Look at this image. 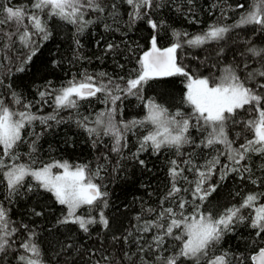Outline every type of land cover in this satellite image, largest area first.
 <instances>
[{"label": "trees", "instance_id": "1", "mask_svg": "<svg viewBox=\"0 0 264 264\" xmlns=\"http://www.w3.org/2000/svg\"><path fill=\"white\" fill-rule=\"evenodd\" d=\"M3 2L10 6L23 7L30 5L31 0ZM103 2L107 5L115 2L117 15L113 17L108 14L113 11L111 8L103 16L90 13L85 18L94 20V23L79 33L74 25L57 18L49 19L48 39H42L39 35L33 36L35 43L32 48L36 51L30 61L23 62L30 54L29 49L24 48L17 37H13L15 43L8 53L11 59L0 54V99L7 106L12 109L19 108L13 103L12 93L15 92L24 102H33V112L40 116L51 114L53 108L49 104L42 105L37 102L40 99L39 92L46 90L49 81L58 88L73 76L79 78L84 72L91 75L105 72L108 74L102 78L105 82L108 77H112L124 84L125 81L119 80V77L127 78L130 71L137 67V58L148 50L153 35L157 36V47L163 49L174 42L173 31L187 32L189 36H193L203 33L210 24L233 25L251 0H192L191 3L188 0H164L162 7L150 11L151 18L161 25L155 32L148 26L147 16L130 23L128 13L131 9L126 3H121V0ZM239 4L245 5V8H237ZM97 16L100 18L97 19ZM254 29H258V26L233 28L224 40L200 47H189L185 44L177 51L178 63L193 77H218L219 68L230 64H240L243 67L244 62L248 61L249 67L240 72L243 76L246 71L260 67V58L252 57L247 52L253 46L264 48V31ZM15 31L14 23L0 25V34ZM6 41L5 36L0 40V47ZM109 44L115 46L110 51L107 50ZM18 68H23V71H18ZM258 79L264 82V78ZM186 83L187 79L183 76L157 78L145 85L139 98L123 97L116 105L103 103L102 96L100 100L93 98L91 101H81L78 110L60 111L57 115L59 123L48 121L47 124H41L36 121L26 128L25 143L19 148L21 159L17 163L30 162L28 153L31 142L35 141L36 152L32 155L37 163L33 167L67 161L72 165H88L92 172L102 169L100 177L94 182L101 185V190L107 193L104 197L107 207H104L103 202H98L95 208L80 209L77 214L91 215L98 220L100 211H103L109 227L104 229L98 223L90 225L89 233L85 234L76 224L59 223L66 215V207L58 204L51 193L35 185V182H32V191L21 189L20 194L11 201L5 199L6 188L0 184V206L8 209L11 227L17 229L13 237V248L6 256L0 253V257H3L0 264H17L18 256L25 254L19 244L30 231L36 233L34 239L40 246L44 264H158L157 255H169L171 249L164 253L147 250L156 230L142 233L138 231V227H142L145 221L155 220L159 214L161 200L171 188L169 168L172 160H177L181 167H185L184 175L189 180L195 179L182 163L189 159L193 148L185 146L181 149V154L169 148H163L156 153L150 146L141 150L140 141L150 130L149 125H144L124 132L122 144L125 146L117 153L112 151L114 141L110 135L101 134L100 138L89 135L77 121L87 117L88 126L95 127L91 121L95 120L96 115L115 107L114 120L118 126H122L124 123L142 120L147 114L144 105L149 100L167 106L173 112L177 109L190 112V108L181 103L186 92ZM249 118L247 112L239 113V120ZM237 133L251 136L241 124L230 125L229 137L236 141L233 147H238L242 142V136L237 138ZM191 134L197 142L202 139V135L195 129L191 130ZM215 148L222 149L223 146L216 145ZM195 152L198 154L195 159L197 165L204 164L212 155L217 154L212 149H195ZM220 160L222 164L227 163L226 156H220ZM247 163L253 169V178H258V184L253 185L247 179L241 180L239 173H232L221 181L218 166L216 173L208 181L209 184H217V190L205 201L202 211L218 216L226 208L239 205L246 194L264 191V168L261 167L264 165V158L252 155ZM178 186L182 189L192 187L183 180L178 181ZM179 196L191 201V194L188 192L181 191ZM260 203L264 204V197ZM163 207L179 210L178 205L169 201H165ZM148 208H155L157 211L148 214ZM251 211L243 210L245 215H250ZM35 212H40L41 215L37 216ZM186 212H192L191 205L186 208ZM137 217L140 219L137 220ZM248 225V220L235 224L210 255L227 251L230 257L239 256L246 264H252L250 256L260 247H264V241H259L255 237V230ZM129 233L132 235L129 236ZM124 237H128L127 241ZM138 242L145 248L144 252L139 250ZM104 256L109 259L105 260ZM233 264L239 262L233 259Z\"/></svg>", "mask_w": 264, "mask_h": 264}, {"label": "snow or ice", "instance_id": "2", "mask_svg": "<svg viewBox=\"0 0 264 264\" xmlns=\"http://www.w3.org/2000/svg\"><path fill=\"white\" fill-rule=\"evenodd\" d=\"M191 2L192 0H188V3ZM121 3H126L131 9L128 13L130 23L147 16L146 22L154 32L161 26L151 18L150 11L162 7L164 0H121ZM236 7L245 8V5L239 4ZM108 8L113 10L108 12L109 15L113 17L117 15V4L114 2L107 5L103 0H31L30 5L23 7L10 6L9 3L0 0V25L7 23L16 25L14 33L0 34V40L7 37V41L0 47V54L11 59L8 53L15 43L13 39L15 36L30 52L23 62L30 61L36 51L32 48V44L35 43L33 36L39 35L42 39H48L49 19L57 18L74 25L79 33L94 23V20L86 19V16L90 13H99L103 16ZM177 10L179 11V8ZM100 16L96 18L99 19ZM248 25L258 26L254 31H264V0H251L233 25L210 24L203 33L193 36H189L187 32L173 31L174 42L164 49L157 47V36L153 35L150 41L151 48L137 58V67L130 71L127 78L119 77V80L125 81L124 84L112 77H108L105 82L102 79L108 76L105 72L96 75L84 72L79 78L73 76L58 88L52 86L49 81L46 90L39 92L40 99L37 101L42 105L49 104L53 108V112L46 116L33 112V102H24L15 92L12 93V99L13 103L19 106L17 109L10 108L0 99V184L6 188L5 199L11 201L14 196L20 194L21 189L32 191V182H35V185L51 193L58 204L66 207V215L59 223L76 224L85 234L89 233L90 225L97 223L107 229L109 221L103 211H100L98 220L91 215L77 214L80 209L95 208L98 202H103L104 207H107V201L104 200L107 193L101 190V185L94 182L100 177L102 169L98 168L92 172L88 165H72L67 161L33 167L37 163L32 155L36 152L35 141L31 142L28 153L30 162L17 163L16 161L21 159L19 148L25 143L24 131L36 121L41 124H47L48 121L59 123L57 120L59 112L67 109L78 110L81 101H91L93 98L100 100L102 96L103 103L116 105L123 97L139 98L149 81L162 77L183 76L186 77L187 83L181 103L190 108V112L180 109L173 112L167 106L149 100L144 105L147 114L142 120L118 126L114 120L116 108L112 107L96 115L95 120L91 121L95 127L88 126L87 117L77 123L84 127L89 135H95L97 138H100L101 134L110 135L114 141L112 151L117 153L125 146L122 144L124 132L144 125H149L150 130L140 141L141 150H146L150 146L156 153L163 148H169L181 154V149L185 146L193 148L189 159L182 163L195 179L189 180L184 175L185 167H181L177 160H172L169 168L171 188L161 200L159 214L155 220L145 221L142 227H138V231L142 233L156 230L147 250L164 253L171 249L169 255L156 256L158 264H233V259L239 264H246L239 256L230 257L227 251L217 255H210V252L235 224L244 223L245 220H248V226L255 230V237L259 241H264V204L260 203L264 191L246 194L239 205L226 208L218 216L201 209L208 197L217 190L218 185L209 184L208 181L216 173L218 166L221 181L232 173H239L241 180L247 179L253 185L258 184V178H253V169L247 161L252 155L264 158V82L258 79L264 78V48L258 49L253 46L247 49L252 57L260 58V67L246 71L241 76L240 72L249 67L248 61L244 62L243 67L240 64H230L218 69L220 72L218 77H193L178 63L177 51L185 44L189 47H200L210 42H219L224 40L233 28ZM114 47L109 44L107 50L110 51ZM222 50L221 48L220 51ZM17 70L23 71V68ZM241 111L247 112L250 118L239 120ZM236 124H241L251 136L237 133V138L242 136V142L238 147H233L236 141L229 137V126ZM192 129L202 135L199 142L191 134ZM216 145L223 148L216 149ZM195 149H212L217 154L212 155L204 164L197 165L195 159L198 154ZM220 156H226L227 163L222 164ZM261 167L264 168V165ZM54 168L61 171L53 172ZM180 180L186 181L192 187L182 189L178 186ZM181 191L190 193L191 201L180 197ZM165 201L178 205L179 210L174 207H163ZM189 205L192 206L191 213L186 212ZM244 209L252 210L251 214L245 215ZM146 211L151 214L157 209L148 208ZM35 215L39 216L41 213L35 212ZM139 219L140 217H137V220ZM22 227L27 228L26 225ZM16 232L17 229L11 227L8 209L0 206V253L6 256L13 248L15 244L13 237ZM35 236L36 233L30 231L19 244L25 254L18 256L17 264H44ZM124 239L127 241L128 237ZM138 247L141 252L145 251L139 242ZM104 259L109 258L104 256ZM250 260L252 264H264V247H260L251 255Z\"/></svg>", "mask_w": 264, "mask_h": 264}, {"label": "rangeland", "instance_id": "3", "mask_svg": "<svg viewBox=\"0 0 264 264\" xmlns=\"http://www.w3.org/2000/svg\"><path fill=\"white\" fill-rule=\"evenodd\" d=\"M61 171V169H53V172H60Z\"/></svg>", "mask_w": 264, "mask_h": 264}, {"label": "water", "instance_id": "4", "mask_svg": "<svg viewBox=\"0 0 264 264\" xmlns=\"http://www.w3.org/2000/svg\"><path fill=\"white\" fill-rule=\"evenodd\" d=\"M150 48H151V43H150V47L148 48V50H150ZM163 49H164V48H163ZM148 50H147V51H148ZM162 78H163V77H162ZM256 252H257V251H256ZM256 252H255V253H256ZM255 253H253L252 255H254ZM251 263H252V262H251Z\"/></svg>", "mask_w": 264, "mask_h": 264}]
</instances>
